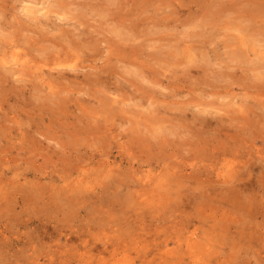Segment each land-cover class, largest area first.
<instances>
[{"label":"clouds","instance_id":"obj_1","mask_svg":"<svg viewBox=\"0 0 264 264\" xmlns=\"http://www.w3.org/2000/svg\"><path fill=\"white\" fill-rule=\"evenodd\" d=\"M258 141L264 0H0V264H264Z\"/></svg>","mask_w":264,"mask_h":264},{"label":"rangeland","instance_id":"obj_2","mask_svg":"<svg viewBox=\"0 0 264 264\" xmlns=\"http://www.w3.org/2000/svg\"><path fill=\"white\" fill-rule=\"evenodd\" d=\"M258 143L264 144V141H258ZM251 167H256L255 163H253ZM260 173L261 175H259L258 177H256L255 174H253L254 178L257 179V185H258L256 188L251 190L253 193L264 190V166L260 167ZM200 200H201L200 196H192L191 194H187L184 204L185 209L189 212L194 213L195 208L198 206V201ZM202 206L209 211L216 212L218 215L221 213H225L230 218L233 216L236 217L235 221L226 224L223 228L224 236L229 241L239 240L242 235V231L240 227V225L243 223V220L241 218L242 211L244 212L245 215H247L251 219L264 221V205H258L250 210L242 209L238 191L231 194H226L222 190L213 189L211 195H208L206 193L203 194ZM81 215L85 216L86 218V213H82ZM77 223H79V221H77ZM37 227L40 231H43L42 227L39 224L37 225ZM69 233H71V235L75 237V239L65 243L64 239L61 238V243L65 244L66 247L74 248L77 251H84L85 249H83L80 245V240L83 237L80 236L79 230L77 232H71V229H69L68 231L65 232V235H68ZM149 239L151 240L152 238L149 237ZM157 239L158 240L163 239V237H158ZM245 239L248 240L249 242L255 243L256 238L251 235H246ZM50 241H51V237L49 242ZM89 243L91 244V242ZM170 246L171 245H169V247ZM163 249H164V245L162 243L158 244L156 248H154L151 252L148 253V256L151 257L153 255H156L157 253L162 252ZM93 254H95V252H93ZM161 259L167 260L166 257H161ZM61 260H63L64 264H77L76 258L71 255L63 258L58 257L56 264H61ZM41 264H47V261L42 260ZM137 264H140V262L137 261ZM169 264H171V262H169Z\"/></svg>","mask_w":264,"mask_h":264},{"label":"bare ground","instance_id":"obj_3","mask_svg":"<svg viewBox=\"0 0 264 264\" xmlns=\"http://www.w3.org/2000/svg\"><path fill=\"white\" fill-rule=\"evenodd\" d=\"M108 77H103L102 80H104L105 82L108 80Z\"/></svg>","mask_w":264,"mask_h":264}]
</instances>
